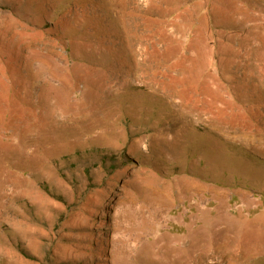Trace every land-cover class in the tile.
I'll return each mask as SVG.
<instances>
[{"label": "rangeland", "instance_id": "rangeland-1", "mask_svg": "<svg viewBox=\"0 0 264 264\" xmlns=\"http://www.w3.org/2000/svg\"><path fill=\"white\" fill-rule=\"evenodd\" d=\"M0 264H264V0H0Z\"/></svg>", "mask_w": 264, "mask_h": 264}]
</instances>
